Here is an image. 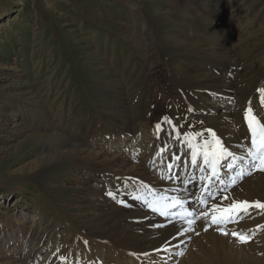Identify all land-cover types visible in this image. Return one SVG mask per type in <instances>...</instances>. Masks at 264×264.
<instances>
[{
    "label": "rangeland",
    "instance_id": "374dc122",
    "mask_svg": "<svg viewBox=\"0 0 264 264\" xmlns=\"http://www.w3.org/2000/svg\"><path fill=\"white\" fill-rule=\"evenodd\" d=\"M261 89L264 0H0V264H114L126 254L103 257L114 234L88 235L100 201L137 212L120 200L144 173L169 184L156 155L189 132L249 145L243 115L264 122ZM53 136L77 157L52 159ZM191 229L180 260L207 246L203 221ZM254 230L240 244L263 243L264 223Z\"/></svg>",
    "mask_w": 264,
    "mask_h": 264
},
{
    "label": "bare ground",
    "instance_id": "6f19581e",
    "mask_svg": "<svg viewBox=\"0 0 264 264\" xmlns=\"http://www.w3.org/2000/svg\"><path fill=\"white\" fill-rule=\"evenodd\" d=\"M160 122L161 126L166 125L167 123L165 122V120H161ZM164 134L156 130L153 132L152 137L154 138V141H160L165 137ZM192 134V132H189L187 134L188 138H190ZM205 137L207 139H211V137L208 136L207 133H205ZM205 137L194 138L191 142L194 145H199L200 143H202ZM167 145L169 146V144ZM186 146H188V144ZM43 148L49 151V155L54 160H58V157L61 158L63 155H65V153L67 157L70 154L71 157L73 156L74 158H76V155L80 152V149L77 146L70 144L68 141H65V139L61 138L60 136H53L52 138H48L44 143ZM60 148L66 149L67 152L61 151ZM175 148L176 147L170 150L169 155L166 158L161 159V163L163 166H166L168 168L169 164L173 165L171 169L168 168V170L171 171V178L169 180L166 179L169 184L164 183L158 177H155L153 175L149 177L147 176L148 174L144 173L145 175L140 178L141 190L139 194L133 193L129 197H125L120 200L119 205L124 208L135 207V205L139 204L137 212L128 211L122 208L118 209L115 207L112 209V207H109L110 205L108 206V204H110L111 202L110 199L100 201V205L97 206V213L93 214V218H91L92 220H94V225L92 226L90 232H88V235L92 237L91 240L95 241L103 239V235H105V233L110 232L111 234H114V238L107 241L106 245L102 243V245H105V247L107 246L105 248L107 249V251L104 250L103 257L106 255V257L108 258L111 255L113 256L115 252H110L112 249L111 247L116 246L114 247L116 248V251H124L126 252V254L124 257L115 260L114 264H140L145 259H147L145 264H264V242H261V244L257 243L258 245H256L255 237H253L252 241L248 243V245L244 246L245 244H240V242L237 240L239 242L238 244L237 241H235L236 239L233 240L230 237L231 233L241 230L245 231V233H248L247 236L252 235L255 231V227L262 222L264 223V213H261L260 217L254 219V217L256 216L255 213L258 212L250 214L252 215V218H249L248 214L245 217V212H241L238 217H234L231 221H227L220 224H213L211 222V208L214 204H221L220 200H222V195L226 193V191L227 194L225 197H227V199L223 200V204L221 206L223 208L229 207L230 204L234 201H247L249 202V204H255L256 202L264 203V171L258 170L257 173H255L254 175H250L246 178L245 175L247 174V172L249 170L252 171V166L247 162H244V164L242 165L238 164L237 167H243L245 169L246 174L242 178H237L235 184L231 183L232 178L235 176V172L225 168L223 169L222 167L220 168V176L223 180V183L215 179L211 181V183L209 184L210 191L213 195H216V199L215 201L213 200L214 202H211V204H207L208 207L206 210L209 212V216L206 221L203 216H201L199 218L201 220L198 221L196 219L198 223L195 222L191 226L192 228L193 226H196L203 221V227L210 230L208 235H205V238L207 240V246H202V244V247H200L201 249L198 252L190 255V261H188V258L190 256L183 258L184 260H180V257L182 258L183 256H181V254L187 246V242H189V238L187 240H184L183 238H180V235H182L183 232H185L186 229H188L189 227L186 221L188 219H192V217H186L185 219H181L180 214L185 209L189 211H199L198 209H201L199 205L200 203H198V201L199 199H204L205 197L200 196L201 190L199 191V188H201L202 190L205 188V181L198 182L202 174L200 171V167L203 166L202 156L198 155L197 157V166L194 167L195 171L190 170V165H192V149H190L189 146L188 151L190 153L189 155H187L188 161L186 163V166L184 167L185 171L183 172L184 168H182L181 173L179 175L174 173V170L177 168L176 166H178L181 162L179 158H181V156L183 157V154L180 149ZM229 150H234V152H236L237 154H241L233 148ZM151 156H155V154H151ZM156 156L159 157L158 154ZM177 157L179 158L177 159ZM37 160L38 162L35 163L36 166L43 159L39 158ZM223 163H226V161H223L222 164ZM205 172H207V176L210 175V172L208 170H206ZM204 174L206 176V173ZM191 182L193 184H190ZM186 183L189 184L188 187H184ZM194 191L196 192L195 194H193ZM194 195L196 198L195 201L193 199ZM161 196L177 197L178 199L184 202L183 209L180 208L179 210L180 213H174L179 215L177 219H171L168 216L161 215L158 211L154 212L152 208L148 206L149 203H156L157 207L171 203L170 200L161 201L159 199ZM188 203L192 204L188 205ZM251 209L253 211L264 210L255 207H250L248 208L246 213H248ZM121 210L123 211L121 212ZM249 219H251V221H249ZM221 230L227 232L228 235H222ZM260 235H262V240L264 241V230L261 232ZM251 248L254 252L257 251L255 252V254L258 252H262L263 256L247 253V250L250 251Z\"/></svg>",
    "mask_w": 264,
    "mask_h": 264
},
{
    "label": "snow or ice",
    "instance_id": "6c2138e0",
    "mask_svg": "<svg viewBox=\"0 0 264 264\" xmlns=\"http://www.w3.org/2000/svg\"><path fill=\"white\" fill-rule=\"evenodd\" d=\"M261 95V104L264 105V89L258 90ZM190 112L191 108L188 109ZM165 122L172 124V120L168 117L164 118ZM244 120L247 123L248 132L250 136V144L245 145L243 142L237 145V148L240 149L241 154H237L234 151H230L228 147L222 143L221 139L217 136L216 132L212 129H207V135L211 139L205 137V133L196 132L191 135L188 141V146L192 149L191 153V162L194 167L197 166V157L198 155L203 157V166L200 167L202 173L200 179L202 181L213 179L223 183V180L220 176V168L223 167L230 171L235 172V176L232 178L231 183L235 184L237 178H242L246 173L243 167H237L238 164L242 165L244 162L249 163L252 168L264 171V122L257 119L254 115L251 107L247 108L244 113ZM156 127L159 129L161 125L158 123ZM175 128V126H174ZM179 136L180 133H177ZM187 135V134H186ZM197 137H205L199 145H194L191 141ZM179 157H177L178 159ZM222 161H228L223 163ZM173 165L169 164L168 168L171 169ZM208 170L210 175L205 176L203 173ZM247 174H251L249 170ZM204 191L208 193V198L215 199L214 195L210 191V185H206ZM111 195V193H109ZM161 201H171L170 204H164L160 207L156 206V203H149L148 206L152 208L154 212H159L161 215L168 216L173 215L168 211L169 207H176L179 205L182 209L184 207V202L178 199L177 197H167L161 196L159 198ZM227 199V197H225ZM201 205H206L208 203L207 199H199L198 201ZM255 207L259 209H264V203L256 202L255 204H249L247 201L241 202H232L229 207L223 208L219 205L214 204L211 208V222L213 224H220L227 221L233 220L234 217H238L241 212H247L248 208ZM201 216L208 218L209 212L207 210L189 211L185 209L181 214L180 218L185 219L186 217H192L186 222L189 227L186 231H191V226L196 222V219H199ZM207 230V229H205ZM222 235H228L227 232L221 230ZM232 236L239 240L241 243H247L249 237L241 235L237 232H233Z\"/></svg>",
    "mask_w": 264,
    "mask_h": 264
}]
</instances>
